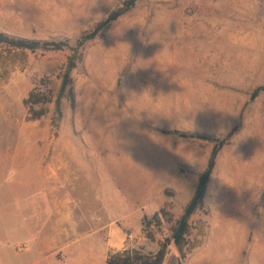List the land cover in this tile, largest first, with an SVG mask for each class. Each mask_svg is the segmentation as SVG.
Returning <instances> with one entry per match:
<instances>
[{
	"label": "rangeland",
	"instance_id": "374dc122",
	"mask_svg": "<svg viewBox=\"0 0 264 264\" xmlns=\"http://www.w3.org/2000/svg\"><path fill=\"white\" fill-rule=\"evenodd\" d=\"M120 7L0 0V32L75 45ZM71 55L0 48V142L10 144L0 173V264H47L58 212L65 240L51 264H106L126 248L156 253L173 226L146 232L144 216L168 206L179 219L214 149L175 131L221 138L237 126L205 209L190 221L184 264H264V94L251 101L264 86V0H140L83 49L75 108L64 99L59 120L54 102L38 106L47 114L28 121L24 98L39 89L55 101ZM169 250L165 264H178V249Z\"/></svg>",
	"mask_w": 264,
	"mask_h": 264
},
{
	"label": "trees",
	"instance_id": "16d2710c",
	"mask_svg": "<svg viewBox=\"0 0 264 264\" xmlns=\"http://www.w3.org/2000/svg\"><path fill=\"white\" fill-rule=\"evenodd\" d=\"M139 1L140 0H122L123 7H120L106 19L101 21L94 28V30L83 35L75 45H71L69 42L65 41L28 39L0 32V48H4L9 51L37 52L39 50H70L72 52V55L68 60L66 70L61 77L62 82L60 92L55 101L53 97H50L46 92L39 89H33L24 100V106L26 107L28 114V121L40 120L47 114L45 109L38 110V106L44 107L54 102L56 106V114L59 120L63 118L62 103L64 99L70 103L72 108H75L76 91L73 73L81 61L83 49L88 43L103 37L108 28L121 17L129 14L137 6ZM262 94H264V86H260L252 92L251 101H255ZM239 130L240 127L237 126L232 132L221 138L206 134L175 131V134H178L182 138L207 141L214 144V149L208 166L200 176L193 198L185 207L181 217L177 220H175L174 215L168 206L163 207L152 217L147 215L144 216L142 224L146 232L151 230L152 227L160 228L164 222L173 226L171 237L167 238L160 244V248L156 253H144L140 249L126 248L122 251L111 254L108 257L106 264H165L167 252L171 245H175L181 255V260L178 264H184L188 254L192 250L189 241L191 234L190 221L194 215L205 209V196L208 184L216 167L217 157L223 148L232 142ZM148 236L151 240L154 239L152 234Z\"/></svg>",
	"mask_w": 264,
	"mask_h": 264
},
{
	"label": "crops",
	"instance_id": "0c3cea01",
	"mask_svg": "<svg viewBox=\"0 0 264 264\" xmlns=\"http://www.w3.org/2000/svg\"><path fill=\"white\" fill-rule=\"evenodd\" d=\"M25 99H26V97L24 98V100ZM24 100H23V103H24ZM34 143H35L34 146H36V147L40 146L41 147L40 143H38V142H34ZM5 144H7V143L0 142V173H1V171L3 169L5 171V168L7 167L6 164H8V162L6 161V157H5L4 151H3V149H4L3 147L5 146ZM7 145H10V144H7ZM8 149L11 150L10 146H9ZM38 156H41V154H38V152H36V151L33 154H31V158H34V159H37ZM10 158L12 159V157H10ZM22 159H23V161H25L23 156H20L19 154L16 155V159H15L16 160V164H15L16 167L20 166L18 163H20L19 161H21ZM2 165H4L3 169H2ZM58 213L59 214L56 215V222H55V228L58 231H57V236L54 238L56 246H54L51 249H48L49 252L46 253V256H45V258L43 260L47 264H51L52 263L51 261H52L53 256H54V254H52L53 253L52 251H53V249L55 250L58 247L60 238L62 239L63 242L65 240V226L67 224H64V221L61 218L59 219L61 213L60 212H58ZM65 217L67 218V214H65ZM32 264H41V262L38 260V261L33 262Z\"/></svg>",
	"mask_w": 264,
	"mask_h": 264
},
{
	"label": "bare ground",
	"instance_id": "6f19581e",
	"mask_svg": "<svg viewBox=\"0 0 264 264\" xmlns=\"http://www.w3.org/2000/svg\"><path fill=\"white\" fill-rule=\"evenodd\" d=\"M124 120H125V119H124ZM140 120H141V119H140ZM107 124H108V123H107ZM107 124H106V126H107ZM135 124H137V123H135ZM139 124H140V123H139ZM139 124H138V125H139ZM136 127H137V126H136ZM104 128H105V127H104ZM105 130H106V129H105ZM128 130H129V129H128ZM0 133H1V132H0ZM105 133H106V132H105ZM116 138H117V137H116ZM9 139H10V138H9ZM106 140H107V139H106ZM111 140H112V139H111ZM1 141H2V140H1ZM4 141H5V140H4ZM12 142H13V141H12ZM2 143H3V142H2ZM14 144H15V143H14ZM1 146H2V145H1ZM115 147H116V146H115ZM1 150H2V149H1ZM8 158H9V157H8ZM8 158H7V159H8ZM7 159H6V160H7Z\"/></svg>",
	"mask_w": 264,
	"mask_h": 264
},
{
	"label": "water",
	"instance_id": "95a60500",
	"mask_svg": "<svg viewBox=\"0 0 264 264\" xmlns=\"http://www.w3.org/2000/svg\"><path fill=\"white\" fill-rule=\"evenodd\" d=\"M171 253V250L168 251V255Z\"/></svg>",
	"mask_w": 264,
	"mask_h": 264
}]
</instances>
